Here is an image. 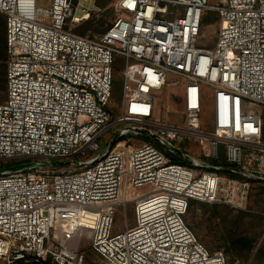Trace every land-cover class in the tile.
Segmentation results:
<instances>
[{
	"label": "built area",
	"instance_id": "built-area-1",
	"mask_svg": "<svg viewBox=\"0 0 264 264\" xmlns=\"http://www.w3.org/2000/svg\"><path fill=\"white\" fill-rule=\"evenodd\" d=\"M87 1L0 0V162L23 161L0 172V264H86L68 246L77 234L89 239L93 264H229L185 217L191 201L244 210L251 180H264V117L246 109L264 106V0H112L105 31L81 35L77 27L101 11ZM205 11L219 15L212 49L197 46ZM167 87H182L181 126L156 108ZM116 126L103 154L66 167L98 152ZM134 188L146 191L130 196ZM130 203L134 226L118 231L115 215ZM81 210L95 216L93 227L78 225Z\"/></svg>",
	"mask_w": 264,
	"mask_h": 264
},
{
	"label": "rangeland",
	"instance_id": "rangeland-1",
	"mask_svg": "<svg viewBox=\"0 0 264 264\" xmlns=\"http://www.w3.org/2000/svg\"><path fill=\"white\" fill-rule=\"evenodd\" d=\"M51 1L52 0H37V7L48 8L51 6ZM111 1L112 0H88L85 2L84 7L89 8L91 11H96L98 8H101V11L96 15H92L89 21L78 26L76 29L77 33L84 32V35H96L105 31L115 18L112 9L109 7ZM217 2L218 0H208L209 5L217 4ZM80 13L81 11L79 10L78 14ZM1 16L6 20L3 14H1ZM218 32L219 15L212 11H205L200 34L197 37V46L208 49L214 48L217 43ZM115 62L116 66L114 67L113 73V97L109 105L116 117L119 114L118 107L122 97V69L124 61L121 57L117 56ZM174 80H180L183 86V79L173 78L172 82H174ZM181 88L182 87L164 88L157 93L159 97L155 98L156 108H158L159 112L161 111L163 118L167 119L169 123L180 126L184 124L185 120L184 107L181 102ZM205 92L206 95L209 96L211 93L210 88L206 87ZM5 97L6 93L0 94V102L5 100ZM246 109L248 112L257 113L264 117V106L259 103L249 101L246 104ZM118 129L119 126L113 127L101 135L98 140L100 147L98 152L86 150L73 157L70 161L72 164L66 167H74L73 163L78 162L85 164L88 159L103 154L105 150L111 146ZM208 130V127L203 126V131L207 132ZM129 191L130 196H135L145 192L146 189L134 188ZM133 206L134 204L130 203L126 209L122 208L117 211L115 215V226L118 228V231H123L125 228L134 226ZM94 219V215L89 214L86 210H81L79 212L80 223L78 225L93 227ZM186 222L200 242L211 252L222 250L226 253L223 246L231 240L235 241L236 244L242 248H249L248 251L252 249L247 259H242V257L238 255L230 256L228 254L230 264H246L250 260L251 264H264V180H251L249 198L244 210H236L224 203H201L194 206V211L187 215ZM58 238L62 240L64 236L59 234ZM68 246L72 250L83 253L85 255V260H87V257L95 260L91 251L89 239L85 236H80L79 234L75 235L69 240ZM256 248L260 250L258 249L259 252L257 251L255 254L254 250Z\"/></svg>",
	"mask_w": 264,
	"mask_h": 264
},
{
	"label": "trees",
	"instance_id": "trees-1",
	"mask_svg": "<svg viewBox=\"0 0 264 264\" xmlns=\"http://www.w3.org/2000/svg\"><path fill=\"white\" fill-rule=\"evenodd\" d=\"M5 22H6V20H4V18L1 16V13H0V63H1L0 64V94L6 93V87H7V65H6L7 53H6V33H5V25L6 24H5ZM79 34L84 35V32H81ZM115 66H116V62L114 63L113 67H115ZM1 67H2V69H1ZM2 101H4V100H2ZM146 141H149V140H146ZM172 161H174L176 163H185V161L179 157H172ZM22 162H23L22 160H7V161L0 162V172L7 171L10 169H16V167L20 166V164ZM197 204H201V203L197 202V201H191L190 202L187 215L190 212L194 211V206ZM187 215H186V217H187ZM186 217H185V220H186ZM223 248H225V250H226V253L224 251L223 252L225 253L227 259L229 258L228 254L230 256L238 255V256L242 257V259H247L248 255L250 254V251L252 250L251 249L250 251H248L249 248H247V247L242 248L241 246H238L236 244V242L233 240H231L227 244H225L223 246ZM260 248H261V246H260ZM258 249H257V251H258ZM257 251H256V253H257ZM263 254H264V252H263ZM92 261L93 260L90 257H87L86 264H93ZM228 263L230 264L229 259H228Z\"/></svg>",
	"mask_w": 264,
	"mask_h": 264
}]
</instances>
